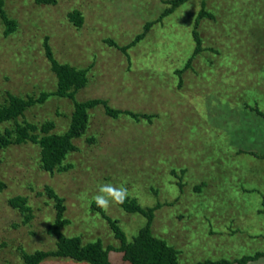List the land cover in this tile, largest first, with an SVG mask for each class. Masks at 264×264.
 <instances>
[{"label": "rangeland", "instance_id": "374dc122", "mask_svg": "<svg viewBox=\"0 0 264 264\" xmlns=\"http://www.w3.org/2000/svg\"><path fill=\"white\" fill-rule=\"evenodd\" d=\"M167 1L4 0L16 27L5 35L0 18V105L8 93L37 99L56 90L47 38L57 61L88 70L87 85L75 100H103L113 109L150 117L114 118L101 104L88 109L76 150L53 173L41 169L39 145L3 148L0 264H21L24 253L56 249L49 226L57 211L48 189L63 199L64 235L118 247L93 206L92 197L105 183L123 184L127 199L141 208L161 205L151 233L172 246L181 263L231 261L264 251V117L249 108L264 114V0H186L159 18L170 7ZM201 2L210 17L195 25ZM73 11L82 16L80 26L68 17ZM146 22L153 25L126 53L107 42L128 46ZM193 30L202 48L194 56ZM73 111V100L50 97L0 129L15 140L18 126L29 123L42 134V125L52 122L50 133L63 134ZM15 196L27 199L30 220L9 205ZM103 212L128 241L145 223L119 204ZM109 256L113 264H128L122 253ZM39 264L88 263L48 257ZM247 264H264V257Z\"/></svg>", "mask_w": 264, "mask_h": 264}, {"label": "trees", "instance_id": "16d2710c", "mask_svg": "<svg viewBox=\"0 0 264 264\" xmlns=\"http://www.w3.org/2000/svg\"><path fill=\"white\" fill-rule=\"evenodd\" d=\"M186 0H169L166 3L170 4V7L163 11L159 18L165 17L173 12V10L184 3ZM4 0H0V18L5 26V35L11 34L16 27L14 20L7 17L6 12L3 9ZM37 3L51 4L55 0H36ZM201 9L195 18L194 24L197 25L200 18L210 17L209 13L204 10V5L201 2ZM69 19L76 26L82 24V16L79 11H73L68 14ZM158 18V19H159ZM153 25V22H146L143 25V31L136 35L133 41L125 47H120L114 40H107V42L115 47H118L123 53L136 42L144 38L145 33ZM192 36L195 42V47L192 56L199 54L202 51L200 39L197 33L193 30ZM47 38L44 41L46 56L51 62V69L57 79V87L55 91L43 92L37 99L33 97H27L26 99L8 93L7 100L4 104L0 105V126L8 121H16V119L24 114L26 109L36 104H42L50 97L69 98L74 101V111L71 115V121L69 128L63 134L50 133L53 128L52 122H48L42 125L40 131L42 134L34 133L38 128L35 125L27 123L26 125L18 126V137L13 140L10 136V131L4 132L0 129V151L11 144H22L25 142H32L40 147V164L41 169L48 173H53L56 169L63 170L62 163L66 156L76 150L74 146V140L82 136L87 128L88 122V109L93 108L96 105H103L107 115L111 117H118L120 114L129 115L132 119L149 118L150 116L138 115L129 111H121L111 108L106 101L103 100H90L86 102H78L75 100V95L81 89H83L88 82V70L81 69L76 66H72L57 61L51 51V47L47 44ZM189 62L186 63L187 68ZM178 71L177 73H181ZM247 105V104H246ZM258 116L264 117V114L255 107H249ZM254 154V153H253ZM252 154V155H253ZM0 186H2L0 184ZM48 191V197H50L55 205L56 218L53 221L54 224L49 226V231L56 235L57 243L56 249L53 251H35L31 254L22 255L21 264H39L45 258L57 257L68 258L77 262H85L88 264H113L110 261V252L115 251L122 253V258L128 264H184L178 261L177 251L164 240L156 238L152 235L150 230L151 221L154 217V211L161 207L158 203L153 207L141 208L133 199H125L123 204H119L128 213H137L145 219L144 225L139 228L136 235L132 237L130 241L125 232L119 227L116 220L111 219L104 214L103 209L94 204V208L103 214L104 218L108 221L114 236L119 240L120 245L118 247L108 246L105 247L100 240L84 243L79 236L67 237L61 232V227L66 223L63 219V212L65 207L63 205V199L58 197L53 191ZM26 198L22 196H15L10 198L8 203L11 207L18 209L23 215L25 220L28 221L32 218L31 207L27 206ZM263 206H264V202ZM264 214L263 211H260ZM264 257V251L257 252L254 255L243 256L239 259L226 260L220 259L216 261L204 260L194 264H247L249 262L257 261Z\"/></svg>", "mask_w": 264, "mask_h": 264}, {"label": "clouds", "instance_id": "9594fccd", "mask_svg": "<svg viewBox=\"0 0 264 264\" xmlns=\"http://www.w3.org/2000/svg\"><path fill=\"white\" fill-rule=\"evenodd\" d=\"M127 195L128 190L123 184L115 186L111 183H105L98 187L97 193L92 199L99 208L107 210L113 203L123 204Z\"/></svg>", "mask_w": 264, "mask_h": 264}]
</instances>
